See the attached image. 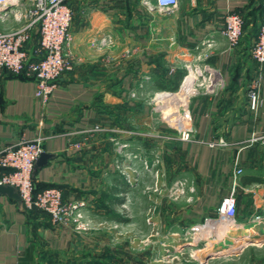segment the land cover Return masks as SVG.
<instances>
[{"label": "crops", "instance_id": "1", "mask_svg": "<svg viewBox=\"0 0 264 264\" xmlns=\"http://www.w3.org/2000/svg\"><path fill=\"white\" fill-rule=\"evenodd\" d=\"M263 1L179 0L173 10H148L141 0H70L75 12L68 48L73 69L62 75L49 102L37 98L34 79L0 71V149L45 135L44 152L55 157L34 169L36 183L60 188L67 203H82L93 227L85 231L55 225L49 214L0 195V264H105L103 258L117 257L112 231L132 225L135 208L142 212L141 222H151L150 211H158V220L168 221L170 244H181L183 231L216 215L238 165L244 172L237 218L249 222V211L238 214L241 198L254 193V199L264 200V188L263 183L244 184L243 178H263L264 146L242 142L264 132V76L263 102L253 113L248 85L258 64L251 43L242 38L231 51L221 30L225 15L233 11L246 20L258 18L260 25ZM20 26L14 19L0 21L2 31ZM103 36L111 45L96 46L94 41ZM37 39L34 30L28 46ZM195 63L218 70L223 86L190 95L192 139L135 134L152 126L171 130L154 120L157 110L151 100L172 92L176 73ZM179 92L184 102L191 91ZM95 126L104 130L92 131ZM114 138L126 142V156L117 153ZM220 139L227 145H219ZM155 153L168 166L164 182L170 185L156 201L141 185L145 180L163 183L150 170ZM125 172L138 181L129 182ZM179 179L187 181L184 194L189 198L170 195Z\"/></svg>", "mask_w": 264, "mask_h": 264}, {"label": "built area", "instance_id": "2", "mask_svg": "<svg viewBox=\"0 0 264 264\" xmlns=\"http://www.w3.org/2000/svg\"><path fill=\"white\" fill-rule=\"evenodd\" d=\"M141 4L148 10H173L179 5V0H141ZM262 19L257 36L250 45V53L258 68L248 85V108L256 113L262 102L261 94L264 76V1L262 3ZM74 9L70 0H0V21L7 22L14 19L21 26L8 31L0 30V71L6 70L14 75L24 74L26 78L36 81V96L47 104L56 89L62 75L73 69V60L69 46L74 40L73 21ZM244 16L239 12H228L224 18L222 35L227 40L229 50H235L244 36ZM34 30L38 31V39L33 46H28L33 38ZM98 47L111 45L109 37L103 36L94 41ZM187 73L195 70L191 92L201 79L212 91L216 86H223L221 73L209 65H185ZM175 68H172L174 70ZM189 92V93H191ZM188 93V94H189ZM176 95L175 92H165ZM185 122L181 139L190 141L193 133L192 116L186 110L178 117ZM104 128L95 126L92 131H103ZM47 137L43 134L33 139H22L15 146L0 149V184L14 186L22 198L25 208H38L51 216L55 225H74L75 229H86L85 215L82 203H67L63 200L60 188L48 187L35 191L34 169L35 163L44 152L43 143ZM260 143L264 146V132H255L251 138L242 142L243 145ZM219 145H227L220 139ZM126 169H131L127 166ZM244 169L237 166L235 169L232 187L223 199L215 216L206 217L203 222L191 227L194 237L203 234L216 225L226 226L235 224L237 218L238 195L242 188L240 176ZM129 182L130 174L126 173ZM134 181V180H133ZM187 190V181L179 179L171 188V195L179 197ZM244 239V238H243Z\"/></svg>", "mask_w": 264, "mask_h": 264}, {"label": "rangeland", "instance_id": "3", "mask_svg": "<svg viewBox=\"0 0 264 264\" xmlns=\"http://www.w3.org/2000/svg\"><path fill=\"white\" fill-rule=\"evenodd\" d=\"M258 23V18L251 22L249 32L243 37L246 42L251 40L250 32L255 29ZM184 89L187 90L186 88ZM189 90L191 89L189 88ZM206 90V84L200 79L194 88V92L186 94L187 96H185L184 102L181 101L179 96L168 94H164L154 101L151 100L152 110H157L154 120H158L160 124H165L167 127L171 128V130L163 129L158 131L154 130L152 126L149 131L137 130L134 131L135 134L146 133L150 134V136L154 134L163 135V137L166 136L167 138L172 136L181 138L185 128V122L178 117L189 109V97L191 94ZM175 93H177V91H175ZM136 94V91H133L131 96L136 98ZM113 142L116 144L117 153L126 156V153H124L126 142H122L120 138H114ZM152 144H155V146L159 145V143ZM154 150L153 147V151ZM157 150L160 149L156 148L155 151ZM163 159L161 155L155 153L150 163L152 166L150 170H153L154 178L157 174L161 175L163 183L158 185V183H152L150 180H145L144 183L141 182L142 187H145L149 192L151 200L159 199L158 197L162 196L159 194L160 191L167 190L170 186L167 182L168 180L164 182V179H167L166 174H168V166L167 164L166 166L162 164L164 161ZM145 162L147 163V161ZM161 164L162 167L160 168ZM121 171L124 172L125 169L121 168ZM134 171L136 172V169H134ZM132 180L135 182L138 181L135 176L132 177ZM261 188H264V183ZM182 196L189 198L188 195L185 194H182ZM262 197L260 199H254L253 193L250 196H243V199L241 198L238 214H240V210L249 211L251 215L249 216V222H244V224H242L243 222H238L239 219L236 218L235 224L229 226L219 224L216 225L215 228L211 226L207 232L197 234L195 235L196 237H194L191 228H189L181 233V238L183 239L181 244L176 242L170 244L167 237L168 234L165 233L168 221H166L165 217H163V222L159 221L160 213L158 211H150L152 218L151 222H141V218L139 217L142 216V212L135 208V222L128 227H119L112 231L111 246L113 249H116L117 257L108 260L103 258L102 261H104L105 264H264V235L256 240L243 239L248 228L264 223V200H262ZM165 223H167V225ZM83 224L86 226V229H83L85 231L93 227L92 223L86 220V218ZM215 244H227L235 246L236 248L210 251L212 245ZM126 250L128 251L127 257ZM94 261L96 264L99 260Z\"/></svg>", "mask_w": 264, "mask_h": 264}, {"label": "trees", "instance_id": "4", "mask_svg": "<svg viewBox=\"0 0 264 264\" xmlns=\"http://www.w3.org/2000/svg\"><path fill=\"white\" fill-rule=\"evenodd\" d=\"M244 20H245V24H244V36H245L249 32V28H250L249 26L253 20L252 19L246 20L245 17H244ZM259 29H260V25L258 23V25L255 27V29L252 32H250V39H251L250 43H252L253 39L257 36ZM185 75H186V70L178 71L175 75V86L173 87V89H169V91H172V92L178 91ZM19 76H25V75L21 74ZM162 87H163V89H168L167 86H162ZM255 182L264 183V179L257 177V176H252V175H246L243 178L244 184H251V183H255ZM48 187H53V186H48V185L47 186H41L38 183H36V181H35V191L36 192L41 191V190L48 188ZM34 209L40 210L38 208H33L30 210H34ZM40 211H42V210H40ZM42 212H44V211H42ZM92 264H95V261H93ZM96 264H98V262H96Z\"/></svg>", "mask_w": 264, "mask_h": 264}, {"label": "bare ground", "instance_id": "5", "mask_svg": "<svg viewBox=\"0 0 264 264\" xmlns=\"http://www.w3.org/2000/svg\"><path fill=\"white\" fill-rule=\"evenodd\" d=\"M196 73L194 71H192V74L187 75V77L185 78V82H183V86L182 89L186 88L187 90L184 89V91L187 93L191 90H189V88L191 89L192 83H193V79L195 78ZM264 235V223L262 225H255L251 228H248L247 232L244 234V239H258L259 237ZM232 248H236L235 246L232 245H212V248L210 251H214V250H224V249H232Z\"/></svg>", "mask_w": 264, "mask_h": 264}, {"label": "water", "instance_id": "6", "mask_svg": "<svg viewBox=\"0 0 264 264\" xmlns=\"http://www.w3.org/2000/svg\"><path fill=\"white\" fill-rule=\"evenodd\" d=\"M53 157H55V154L43 152L35 163V169L43 167L47 164L48 160L52 159ZM0 195H7L19 202L20 205H23L22 198L14 186L0 184Z\"/></svg>", "mask_w": 264, "mask_h": 264}]
</instances>
